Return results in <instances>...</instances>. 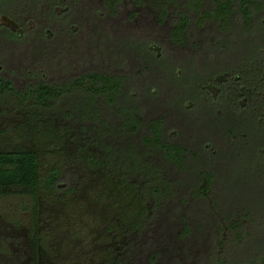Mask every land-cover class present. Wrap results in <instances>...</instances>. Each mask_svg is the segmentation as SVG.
Here are the masks:
<instances>
[{
	"label": "trees",
	"instance_id": "1",
	"mask_svg": "<svg viewBox=\"0 0 264 264\" xmlns=\"http://www.w3.org/2000/svg\"><path fill=\"white\" fill-rule=\"evenodd\" d=\"M133 1L137 9L147 3L157 18L144 23L141 12L131 10L128 18L138 24L123 31L121 42L132 49L122 44L115 62L127 68L124 55L132 51V70L126 74L76 58L71 39L80 28L71 17L74 5L80 3L83 11L109 26V35L125 26L119 19L124 0H25L20 9L0 10L5 18L0 47L13 59L6 60L0 51V106L15 102L29 108L32 119L52 111L67 123L62 129L83 134L81 149L88 150L90 162L138 175L140 184L124 182L138 201L150 198L152 205L149 214L144 208L142 215L148 216L137 227L151 218L158 199L170 200L161 214L172 230L164 234L163 245H156L164 257L160 259L158 248L148 250L150 264H204L207 257L215 264H264V0ZM62 15L68 16L65 28ZM59 35L62 68L71 64L54 73L44 61L54 58L47 48L54 47ZM29 46L42 58L26 60ZM226 49L231 60L213 63ZM2 69L27 84L18 87ZM75 92L87 101L81 108L63 101ZM109 124L116 133L105 134ZM150 154L155 166L167 167L166 180L153 176L154 166L144 159ZM60 178L57 168L42 174L36 152H0V197L24 194L36 204L41 186L52 189ZM231 182L240 184L232 186V194L249 202L230 203L226 193H231ZM218 197L223 204L229 201L226 209L220 208ZM228 239L247 256L230 261L220 254ZM129 243L121 245L115 264H134L127 258L119 262L129 257Z\"/></svg>",
	"mask_w": 264,
	"mask_h": 264
},
{
	"label": "rangeland",
	"instance_id": "2",
	"mask_svg": "<svg viewBox=\"0 0 264 264\" xmlns=\"http://www.w3.org/2000/svg\"><path fill=\"white\" fill-rule=\"evenodd\" d=\"M24 2L25 0H0V10L8 13L9 10L20 9ZM52 2L73 4V0H52ZM41 4L42 1H39L37 6L40 7ZM143 7L145 8L137 9L134 7L133 0H124L119 19L124 20L128 28L122 24L123 29H113L107 35L105 31H108L109 26L83 11L80 3L74 5L71 17L80 22V28L77 27L79 33L71 38L74 43L73 55L83 61H94L96 66H103L108 70L115 69L120 73H129L130 69L132 70L129 62L134 57L132 51L124 55L129 61L127 68L117 66L115 62L121 58L118 51L122 44L127 46V50L131 48L130 44L127 45V41L121 42L123 31L134 29L138 24H133L136 21L129 20L131 10L134 9L136 12L139 10L142 14L141 21L144 23L154 22L157 18L147 3ZM4 19L0 16L1 23L5 21ZM60 20L64 28L67 27L68 16L62 15ZM61 38L62 35H59V39L54 41V47L47 48L53 51L54 58L46 57L44 61L49 66H46L47 69L54 73L61 72L63 69L61 64L63 56L60 58L58 51H61L59 47L63 42ZM3 48L0 47V51L2 55H7L6 60H13L12 54L8 56L9 51ZM37 50L44 49L38 46ZM34 52V48L27 47L24 58L28 61L42 58L39 54L34 55ZM70 56L72 55L67 56L65 61ZM231 57L228 49L219 51L213 63L219 60L224 61L226 58L231 60ZM201 60L202 58L199 59L200 62ZM66 64L65 70L70 69L71 62ZM6 69H2L3 73L13 77L18 87L27 84L24 79H21L22 76ZM65 70L63 69V72ZM157 75L161 79L159 71ZM141 86L146 88V85ZM83 98H85L84 95L75 92L63 101L72 106L78 104L81 108L82 104L87 102ZM28 109L19 107L17 104L15 106V102L12 101H8L4 107L0 106V152H36L42 174L57 168L61 172V178L52 189L41 186L36 204L30 196L24 194L0 197V264H115L116 257L121 254V245L127 241L131 244L126 255L129 257L124 256L125 258L119 259V262L130 259L134 264H150L147 262V253L148 250L155 248H158L160 259H162L165 252L156 245H163L164 234L169 236L168 232L172 230L164 224L161 214L168 209L170 200L160 197L161 199L157 201V209L151 218L137 227V221L141 222L144 217L147 218L152 205L150 198L144 201V204L138 201L136 192L124 182L129 179L130 183L140 184L138 175L126 173L123 169L119 172L110 171L103 164L102 166L93 164L89 161L88 150L81 149L82 141L80 140L83 134H76L72 131V127L68 130L62 129L63 123L66 122L55 117L52 111L49 112L51 116L32 119ZM61 109L67 108H60L59 111H62ZM103 112L105 114L104 116L102 114L101 118H105L108 114L104 109ZM75 116L78 115L75 114ZM94 124L96 125L95 122ZM105 128V134H113L117 131L116 127H111V124ZM150 156L151 154L144 156V159L154 166L153 171L156 175L153 176L159 177L161 181L166 180L167 167L155 166L157 162L154 161L153 155L152 158ZM231 179L236 180L237 176L234 175V179L232 177ZM237 185L240 184L237 182L229 184L231 193L226 194L228 197L231 195L230 203L234 204L237 199L244 203L249 202L241 194H232V186ZM129 190L133 193L128 196ZM229 201L223 204L221 198L220 208L226 209ZM34 206H36V212ZM144 208L148 209L147 216L142 215ZM195 209L197 210L196 205ZM170 238L172 239L173 236L170 235ZM211 249L213 250L212 247ZM218 251L230 261L247 256L246 250L239 248L232 239L226 240ZM204 264H215V260L207 257Z\"/></svg>",
	"mask_w": 264,
	"mask_h": 264
},
{
	"label": "flooded vegetation",
	"instance_id": "3",
	"mask_svg": "<svg viewBox=\"0 0 264 264\" xmlns=\"http://www.w3.org/2000/svg\"><path fill=\"white\" fill-rule=\"evenodd\" d=\"M7 152H16V151H7Z\"/></svg>",
	"mask_w": 264,
	"mask_h": 264
}]
</instances>
